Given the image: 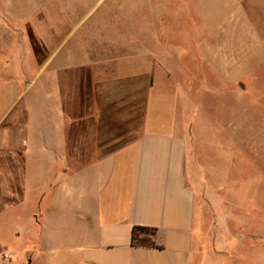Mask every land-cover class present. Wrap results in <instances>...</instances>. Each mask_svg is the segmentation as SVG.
Segmentation results:
<instances>
[{"label": "crops", "instance_id": "0c3cea01", "mask_svg": "<svg viewBox=\"0 0 264 264\" xmlns=\"http://www.w3.org/2000/svg\"><path fill=\"white\" fill-rule=\"evenodd\" d=\"M6 18L0 264H193L201 172L184 86L168 92L167 76L159 91L152 64L101 57L104 44L51 58L42 85L20 86L15 67L33 53H17ZM136 227L154 231L141 236L155 248L132 245Z\"/></svg>", "mask_w": 264, "mask_h": 264}, {"label": "rangeland", "instance_id": "374dc122", "mask_svg": "<svg viewBox=\"0 0 264 264\" xmlns=\"http://www.w3.org/2000/svg\"><path fill=\"white\" fill-rule=\"evenodd\" d=\"M0 13L17 53H33L20 86L102 44L101 57L152 64L159 91L167 76V91L183 85L201 172L193 264H264V0H0Z\"/></svg>", "mask_w": 264, "mask_h": 264}, {"label": "trees", "instance_id": "16d2710c", "mask_svg": "<svg viewBox=\"0 0 264 264\" xmlns=\"http://www.w3.org/2000/svg\"><path fill=\"white\" fill-rule=\"evenodd\" d=\"M143 233H150L153 235L154 231L141 227L134 228L132 235V245L134 247L155 248L156 245L150 239L141 236Z\"/></svg>", "mask_w": 264, "mask_h": 264}]
</instances>
